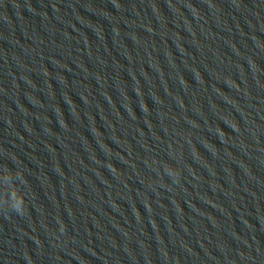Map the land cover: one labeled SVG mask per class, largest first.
Segmentation results:
<instances>
[{
    "label": "clouds",
    "instance_id": "clouds-1",
    "mask_svg": "<svg viewBox=\"0 0 264 264\" xmlns=\"http://www.w3.org/2000/svg\"><path fill=\"white\" fill-rule=\"evenodd\" d=\"M25 208H22L19 204L16 205L15 212L23 214Z\"/></svg>",
    "mask_w": 264,
    "mask_h": 264
}]
</instances>
